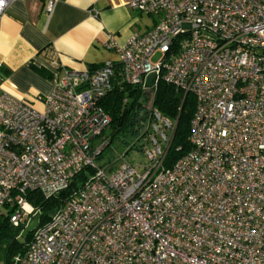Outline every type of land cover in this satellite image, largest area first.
Listing matches in <instances>:
<instances>
[{
  "label": "built area",
  "instance_id": "built-area-1",
  "mask_svg": "<svg viewBox=\"0 0 264 264\" xmlns=\"http://www.w3.org/2000/svg\"><path fill=\"white\" fill-rule=\"evenodd\" d=\"M119 1L155 19L122 46L109 35L118 77L191 94L190 149L166 167L174 124L152 111L139 170L96 162L112 62L60 69L40 109L0 84V209L14 206L20 234L37 213L28 191L52 196L93 169L11 264H264V0Z\"/></svg>",
  "mask_w": 264,
  "mask_h": 264
},
{
  "label": "crops",
  "instance_id": "crops-1",
  "mask_svg": "<svg viewBox=\"0 0 264 264\" xmlns=\"http://www.w3.org/2000/svg\"><path fill=\"white\" fill-rule=\"evenodd\" d=\"M141 14L119 0H54L50 12L44 10L43 0L12 1L0 14L1 86L42 108L37 98L51 91L60 69L118 63L117 48L105 46L108 37L113 35L122 46L132 33L149 29L155 18L146 15L144 22Z\"/></svg>",
  "mask_w": 264,
  "mask_h": 264
},
{
  "label": "trees",
  "instance_id": "trees-1",
  "mask_svg": "<svg viewBox=\"0 0 264 264\" xmlns=\"http://www.w3.org/2000/svg\"><path fill=\"white\" fill-rule=\"evenodd\" d=\"M115 66V79L113 86L109 92L100 100L103 107L111 118L109 126L100 135L99 141H102V147L96 161L101 160L99 165H106L112 162L103 159V151L105 146H109L114 140L121 143H127L125 136L134 139L137 135V124L141 117V111H144V104L140 97L144 91L139 86L128 85L122 83L118 77V63ZM38 73L43 76H51L43 68L32 66ZM95 68V67H94ZM92 69V68H90ZM150 83V81H149ZM153 90L151 112L156 111L161 117L174 124L173 137L168 146L164 157V165L170 167L179 157L190 149L188 141L190 132V120L194 111V99L191 94H183L182 90L171 84L158 80ZM141 119H144L141 118ZM155 121L152 113L148 119V132H150L151 124ZM136 122V123H135ZM93 169L86 167L76 173L71 179L68 186L56 194L44 197L37 190L28 191L25 194L26 201L36 210V225L23 234H20L22 226L15 227L9 222V215L13 211L14 206L5 205L0 209V261L3 264H11L12 258L24 252L26 244L30 239L33 229L45 223L51 215L58 210L63 203L75 191L80 188L88 179ZM1 210H4L1 211ZM22 237V241L19 237Z\"/></svg>",
  "mask_w": 264,
  "mask_h": 264
},
{
  "label": "rangeland",
  "instance_id": "rangeland-1",
  "mask_svg": "<svg viewBox=\"0 0 264 264\" xmlns=\"http://www.w3.org/2000/svg\"><path fill=\"white\" fill-rule=\"evenodd\" d=\"M141 18L144 22H147L149 17L146 15L141 14ZM160 56V53H157L153 60H156ZM144 93L140 97L142 103L144 104V112L141 111V115L144 119L139 118V121L137 124V135L134 137V139H130L128 135L125 136V139L127 143H121L118 140H114L109 146H105L103 151V159L102 160H109L111 162H115V164L118 161H125L135 166L137 170L140 169V165L147 162L146 157V151L151 148V144L148 142V135L150 134L148 132V119L151 113V102H152V96H153V90L151 87H147L145 89H142ZM135 122V123H136ZM102 144H100L101 146ZM102 147V146H101ZM96 162L100 163L101 160H97ZM4 212V210H1ZM36 219L37 217L34 215L31 217V220L29 223L24 227V230L22 233H25L30 228L34 227L36 225ZM19 240L22 241V237H19ZM0 264H3L0 261Z\"/></svg>",
  "mask_w": 264,
  "mask_h": 264
},
{
  "label": "water",
  "instance_id": "water-1",
  "mask_svg": "<svg viewBox=\"0 0 264 264\" xmlns=\"http://www.w3.org/2000/svg\"><path fill=\"white\" fill-rule=\"evenodd\" d=\"M172 137H173V134H172V136H171V139H172ZM171 139H170V141H171Z\"/></svg>",
  "mask_w": 264,
  "mask_h": 264
}]
</instances>
